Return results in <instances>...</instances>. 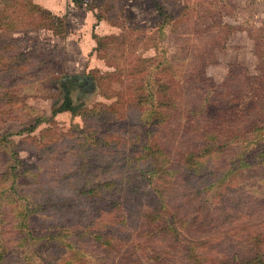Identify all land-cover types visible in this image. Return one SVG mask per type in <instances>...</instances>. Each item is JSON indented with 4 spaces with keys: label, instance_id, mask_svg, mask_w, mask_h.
I'll list each match as a JSON object with an SVG mask.
<instances>
[{
    "label": "trees",
    "instance_id": "obj_1",
    "mask_svg": "<svg viewBox=\"0 0 264 264\" xmlns=\"http://www.w3.org/2000/svg\"><path fill=\"white\" fill-rule=\"evenodd\" d=\"M156 7L160 25L169 24L172 15ZM214 88L205 97L198 88L181 91L169 105L160 99L158 108L149 103V113L134 106L132 132L131 123L100 128L97 120L108 118L110 108L77 105L64 87L51 116H40L27 131L65 111L81 117L77 138L90 141L85 152L96 154L86 163L74 148L60 160L42 154L32 171L12 152L10 166L0 169V264H264L243 245L257 247L264 225L236 227L253 216L247 211L254 204L264 209V194L249 188L251 181L264 185V93L257 95L254 85L231 90L222 101L224 91ZM46 132L43 142L51 139ZM10 135H0L1 148L13 145ZM116 160L122 163L112 168ZM48 171L55 177L47 185ZM21 174L27 189L16 181Z\"/></svg>",
    "mask_w": 264,
    "mask_h": 264
},
{
    "label": "rangeland",
    "instance_id": "obj_2",
    "mask_svg": "<svg viewBox=\"0 0 264 264\" xmlns=\"http://www.w3.org/2000/svg\"><path fill=\"white\" fill-rule=\"evenodd\" d=\"M156 4L172 15L169 24L160 25ZM79 76L89 77L90 85ZM211 85H216L215 93L224 91L222 101L231 90L254 85L257 95H263L264 0H0V135L12 134L13 142L0 147L2 170L10 166L14 151L30 169L40 162L39 155L60 160L70 148L83 163L91 161L89 156L96 152H85L90 141L82 144L77 138L84 127L80 116L60 112L54 123L27 131L40 116H51L64 87L70 88L77 105L110 108L108 118L105 114L97 120L100 128L127 129L131 123L133 132L134 106L148 112L149 103L157 107L161 99L169 105L174 94L196 88L205 97ZM211 96L208 93V102L213 103ZM47 129L51 139L43 142L40 132ZM226 159L218 161L223 164ZM121 163L116 160L112 168ZM47 175L48 185L55 175ZM16 181L30 187L25 174ZM260 186L251 181L249 188L264 194ZM22 195L28 201L33 198ZM259 199L264 201V195ZM253 207L247 211L253 216L236 227L255 223L261 231L264 209ZM243 245L249 249L247 255L259 252L264 259V235L257 247ZM17 255L16 251L12 257Z\"/></svg>",
    "mask_w": 264,
    "mask_h": 264
},
{
    "label": "water",
    "instance_id": "obj_3",
    "mask_svg": "<svg viewBox=\"0 0 264 264\" xmlns=\"http://www.w3.org/2000/svg\"><path fill=\"white\" fill-rule=\"evenodd\" d=\"M79 80H84L88 85H90V78L87 76H79Z\"/></svg>",
    "mask_w": 264,
    "mask_h": 264
}]
</instances>
